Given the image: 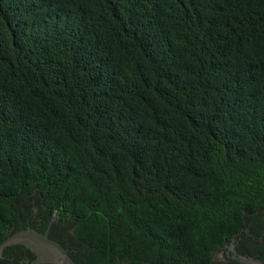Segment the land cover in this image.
<instances>
[{
	"label": "trees",
	"instance_id": "trees-1",
	"mask_svg": "<svg viewBox=\"0 0 264 264\" xmlns=\"http://www.w3.org/2000/svg\"><path fill=\"white\" fill-rule=\"evenodd\" d=\"M28 226L79 264L264 262V0H0V243Z\"/></svg>",
	"mask_w": 264,
	"mask_h": 264
},
{
	"label": "water",
	"instance_id": "water-1",
	"mask_svg": "<svg viewBox=\"0 0 264 264\" xmlns=\"http://www.w3.org/2000/svg\"><path fill=\"white\" fill-rule=\"evenodd\" d=\"M228 250H232V258H237L239 263L242 264H264V262L255 256L247 253L238 252L235 249L234 239L231 238ZM22 244L29 248L35 257L29 264H75L73 259L69 256L68 250L61 245L57 240L49 237L46 233L41 232L31 226L19 229L12 234H9L6 239L0 243V264H23L21 261L6 256L4 250L7 246Z\"/></svg>",
	"mask_w": 264,
	"mask_h": 264
},
{
	"label": "flooded vegetation",
	"instance_id": "flooded-vegetation-1",
	"mask_svg": "<svg viewBox=\"0 0 264 264\" xmlns=\"http://www.w3.org/2000/svg\"><path fill=\"white\" fill-rule=\"evenodd\" d=\"M231 244V243H230ZM230 244H227L226 246L227 247H229L230 246ZM227 247H224L223 249H224V253H225V255H226V251H227ZM68 254H69V256L73 259V261L75 262V264H79L78 263V259H79V257H83V256H85V254L84 253H79V252H76V251H74V252H68ZM231 255H233V252H232V250H228V256H226V257H230L231 259H235V258H232L231 257ZM34 257H35V254H34ZM34 257H32V258H30L29 260L31 261ZM29 261V262H30ZM217 262V264H224V258L223 259H221V260H218V261H216ZM24 264V263H23ZM26 264H29L28 262H26Z\"/></svg>",
	"mask_w": 264,
	"mask_h": 264
},
{
	"label": "rangeland",
	"instance_id": "rangeland-1",
	"mask_svg": "<svg viewBox=\"0 0 264 264\" xmlns=\"http://www.w3.org/2000/svg\"><path fill=\"white\" fill-rule=\"evenodd\" d=\"M223 258H224V252L223 251H220L215 257L216 261L221 260Z\"/></svg>",
	"mask_w": 264,
	"mask_h": 264
}]
</instances>
